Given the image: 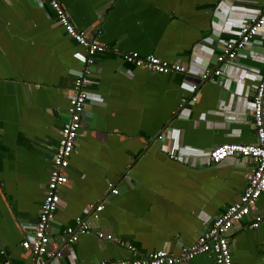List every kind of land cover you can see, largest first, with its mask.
<instances>
[{
	"label": "crops",
	"instance_id": "0c3cea01",
	"mask_svg": "<svg viewBox=\"0 0 264 264\" xmlns=\"http://www.w3.org/2000/svg\"><path fill=\"white\" fill-rule=\"evenodd\" d=\"M73 25L107 45L92 65L83 125L69 157L68 182L48 228L51 264H124L132 253L166 249L178 255L205 231L246 185L250 159L202 164L201 153L223 142L255 141L249 100L264 72V25L240 53V71L220 83L198 82L197 101L181 73L134 67L121 53L137 51L186 64L207 65L218 41L234 37L264 0H59ZM85 49L57 24L47 3L0 0V264H31L20 246L37 219L59 129L68 117L69 89ZM130 72L127 73L126 71ZM250 71V72H249ZM228 73V71H226ZM248 74V75H247ZM170 132L192 154L166 155ZM164 138H158V134ZM117 189L112 193L108 186ZM103 203L97 219L90 203ZM264 211V191L228 231L233 264H264V226L249 227ZM91 228L71 245L62 230L75 217ZM111 233L99 239L95 230ZM59 253V254H57ZM214 264L211 253L187 262Z\"/></svg>",
	"mask_w": 264,
	"mask_h": 264
},
{
	"label": "built area",
	"instance_id": "2783aa9c",
	"mask_svg": "<svg viewBox=\"0 0 264 264\" xmlns=\"http://www.w3.org/2000/svg\"><path fill=\"white\" fill-rule=\"evenodd\" d=\"M39 5L47 3L52 9L55 20L63 30L85 49L83 66L75 73L72 86L69 89L67 112L68 117L59 129L57 143L51 156L49 175L45 184L44 196L41 201L37 219L29 234H25L20 241L24 251H28L31 264H51L49 257L53 252L49 250L50 238L48 228L53 221L55 211L60 204V189L68 182L67 167L69 157L76 144V138L83 125L84 105L89 98V85L92 83L90 74L92 65L98 53L107 49V45L97 38L89 36L84 29L76 28L70 20V16L59 0H35ZM264 25V9L255 17L238 25L234 37L218 41V50L211 58V65H207L196 74H190L188 65L168 61L153 54L141 55L137 51L121 53L122 60L134 67L145 68L156 73H181L185 77L191 75L193 79L186 80L188 94L180 97L182 105H192L198 98V82L220 83L222 78H229L233 72L240 71V53L252 41ZM241 67V68H240ZM228 71V73L226 72ZM127 73L130 71L127 70ZM250 72V71H249ZM248 75V74H247ZM256 83L253 87L249 108L251 121L254 127L255 141L252 143L223 142L211 148L194 154L202 158V164H216L226 157H239L250 159L254 166L245 174L246 185L242 189L239 199L216 216L210 226L200 233L190 244L180 248L178 255L166 250L157 249L147 253H138L131 243L121 241L132 253V257L122 260L124 264H173L176 262H187L190 258L201 253H211L214 264H233L229 229L240 222L252 210H255V202L264 191V72L252 74ZM158 138L164 135L158 134ZM169 142L166 147V155L172 160H183L192 154L190 148H182L178 138L170 132ZM1 186V183H0ZM110 191L116 193L117 189L112 183L108 184ZM103 203H90L88 205L89 215L97 219ZM75 225H68L62 230V239L69 245L77 240L79 233L88 232L91 224L88 220L77 216ZM264 226V211L253 213L249 227ZM95 234L99 239H113L111 233H105L98 229ZM3 252L2 250L0 251ZM59 254V253H57ZM3 264H9L5 260Z\"/></svg>",
	"mask_w": 264,
	"mask_h": 264
}]
</instances>
